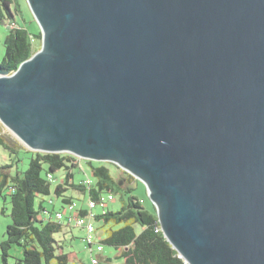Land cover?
I'll use <instances>...</instances> for the list:
<instances>
[{"label":"water","instance_id":"water-1","mask_svg":"<svg viewBox=\"0 0 264 264\" xmlns=\"http://www.w3.org/2000/svg\"><path fill=\"white\" fill-rule=\"evenodd\" d=\"M26 1L1 123L142 181L185 264H264V0Z\"/></svg>","mask_w":264,"mask_h":264},{"label":"trees","instance_id":"trees-1","mask_svg":"<svg viewBox=\"0 0 264 264\" xmlns=\"http://www.w3.org/2000/svg\"><path fill=\"white\" fill-rule=\"evenodd\" d=\"M21 10L20 0H0V24L8 27L0 70L7 74L14 73L41 47V32L31 34L18 24ZM0 146L15 155L10 164L0 166V190L9 188L11 204V223L6 227L5 239L0 243L2 264H8L9 257L14 259L15 264L69 263L68 253L54 237L65 224L44 216L48 213L44 199L51 194L60 199L63 206L75 201L71 195H65L68 189L81 192L91 200L107 194H112L114 198L116 194L120 195L122 206L118 211L103 210L95 215L94 220L102 222L105 227L100 243L103 247L117 250L122 264H185L164 237L155 207L152 213L147 211L132 194L134 178L131 175L126 174L123 182L115 179L103 163L94 165L86 161L93 180L90 179V185L84 181L75 183L73 169L80 162L77 163L73 156L38 152L31 153L26 170L21 172L17 167L15 174H11L10 169L20 161L16 155L23 148L10 145L1 134ZM61 169L65 170L64 175L55 178L53 174ZM49 175L53 180L48 178ZM78 208V214L86 215V210H82L84 207ZM12 250H16L18 256L11 255ZM100 260L111 262L103 255Z\"/></svg>","mask_w":264,"mask_h":264},{"label":"rangeland","instance_id":"rangeland-1","mask_svg":"<svg viewBox=\"0 0 264 264\" xmlns=\"http://www.w3.org/2000/svg\"><path fill=\"white\" fill-rule=\"evenodd\" d=\"M20 4L22 10H21V15L17 17L18 24L24 26L31 34H36L38 31H40V27L37 21L35 20V18L33 17L27 1L20 0ZM7 33H8V27L5 24H0V61L2 60L5 52L4 39ZM0 134L4 137V139L8 143H10V145L23 148L20 149L18 154L16 155V158L19 159L20 161L14 165V168L10 169L11 174H15L17 167L21 172L26 170L29 164L30 155L31 153H33V151L26 150L23 147V145L15 138V136L12 135L11 131L1 123V121H0ZM61 154H67V153H61ZM68 155L73 156L77 160V163L80 162L77 168L73 169L75 183H80L88 178L93 180L91 171L86 161H91L93 162L94 165H98V163H103L105 166L109 168L111 174L115 179L122 180L123 182L126 179L127 175H130L129 173L121 169L119 166L109 161H106L107 158L104 157H93V156L77 157L70 153ZM14 156L15 155L11 154L9 151L5 150L2 146H0V166L10 164L11 159ZM112 160L117 162V160L110 159V161ZM44 168L46 167L44 166ZM64 173L65 170L61 169L55 172L53 176L57 178L60 177L61 175H64ZM52 186L54 187L55 184L53 183ZM133 186H134V191L132 194L142 203V205L147 211L152 213L154 204L147 193L145 184L138 179H134ZM8 192H9L8 187L0 190V243L5 239L6 227L11 223V218H10L11 204H10V196ZM67 194L71 195V197L73 196L72 199L75 200L78 206L85 208L87 207V202H88L87 195H84L78 191H74L73 189H68L65 195ZM115 197L116 198L113 201L107 203L104 208L98 205L92 210V212L96 215V214H101L103 210L118 211L122 206V200L120 198V195L118 194H116ZM44 200H45L44 205L48 209V213L44 216L51 218V220L53 221L55 212L61 209V207L63 206L61 200L55 198L53 194H51V196L49 197H45ZM49 200H52V203H49ZM93 224L94 227L96 228L97 237L101 239V237L105 235V227L102 225V222L96 220L93 221ZM85 236H86V232L84 229L75 226L69 227L66 225H63L62 231L60 233L55 234L54 237L57 239L58 243L63 244L64 251L66 253L73 254V259L69 260L68 264H85L90 259V252L88 248H86L87 246L86 243L83 241ZM103 248L104 250L102 255L105 257H109L111 262L110 263L101 262V264L123 263L122 259L117 256L119 253L117 250L108 246H104ZM11 255L18 256V253L16 250H12ZM0 264H2L1 259H0ZM8 264H15L14 259L9 257Z\"/></svg>","mask_w":264,"mask_h":264},{"label":"built area","instance_id":"built-area-1","mask_svg":"<svg viewBox=\"0 0 264 264\" xmlns=\"http://www.w3.org/2000/svg\"><path fill=\"white\" fill-rule=\"evenodd\" d=\"M48 178L53 180L51 175H49ZM84 183L86 185H90L91 181L88 178L84 180ZM114 199L115 198L112 194L100 196L97 200L88 199L87 207L82 209L86 210V215L84 216L78 214L79 206L74 201L64 205L54 214L53 219L55 222L65 224L69 227L75 226L85 230L86 236L83 241L86 243V248H88L90 252V259L85 264H101L100 258L104 250L103 245L100 243V239L96 234V228L93 224L95 214L92 212V210L98 205L104 207L107 203L113 201Z\"/></svg>","mask_w":264,"mask_h":264},{"label":"bare ground","instance_id":"bare-ground-1","mask_svg":"<svg viewBox=\"0 0 264 264\" xmlns=\"http://www.w3.org/2000/svg\"><path fill=\"white\" fill-rule=\"evenodd\" d=\"M14 77H12V76H10V75H3V74H1V76H0V80L1 79H7V80H11V79H13ZM117 160V159H116ZM118 161V160H117ZM119 162V161H118ZM124 168H126V169H128V170H130L131 172H133L134 174H136L137 176H140L141 177V175H139V174H137L136 172H134L133 170H131L130 168H128V167H124Z\"/></svg>","mask_w":264,"mask_h":264},{"label":"crops","instance_id":"crops-1","mask_svg":"<svg viewBox=\"0 0 264 264\" xmlns=\"http://www.w3.org/2000/svg\"><path fill=\"white\" fill-rule=\"evenodd\" d=\"M67 195H69V194H67ZM73 197V196H72ZM61 245L63 246V244L61 243ZM64 247V246H63ZM63 251H64V248H63ZM65 252V251H64ZM68 255H69V260H71V259H73V254L72 253H68Z\"/></svg>","mask_w":264,"mask_h":264},{"label":"clouds","instance_id":"clouds-1","mask_svg":"<svg viewBox=\"0 0 264 264\" xmlns=\"http://www.w3.org/2000/svg\"><path fill=\"white\" fill-rule=\"evenodd\" d=\"M75 202V201H74Z\"/></svg>","mask_w":264,"mask_h":264}]
</instances>
